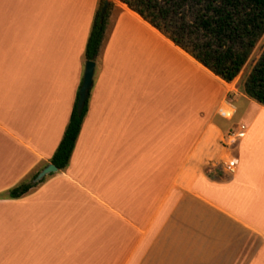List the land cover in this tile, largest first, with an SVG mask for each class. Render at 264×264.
<instances>
[{"label": "crops", "instance_id": "obj_1", "mask_svg": "<svg viewBox=\"0 0 264 264\" xmlns=\"http://www.w3.org/2000/svg\"><path fill=\"white\" fill-rule=\"evenodd\" d=\"M98 1L0 0V264H264V107L243 93L247 64L225 83L117 0L68 166L6 198L50 164ZM225 151L234 174L213 167Z\"/></svg>", "mask_w": 264, "mask_h": 264}, {"label": "trees", "instance_id": "obj_2", "mask_svg": "<svg viewBox=\"0 0 264 264\" xmlns=\"http://www.w3.org/2000/svg\"><path fill=\"white\" fill-rule=\"evenodd\" d=\"M138 14L174 45L225 83L237 78L248 63L264 34V0H117ZM103 0L98 1L84 47V61L95 62L101 48L106 19L100 21ZM62 137L50 164L64 170L69 163L88 108L89 93L80 112L77 111L78 90ZM243 93L264 107V46L242 80ZM21 182L6 193L7 199H19L43 183Z\"/></svg>", "mask_w": 264, "mask_h": 264}, {"label": "water", "instance_id": "obj_3", "mask_svg": "<svg viewBox=\"0 0 264 264\" xmlns=\"http://www.w3.org/2000/svg\"><path fill=\"white\" fill-rule=\"evenodd\" d=\"M108 1L103 0V5L100 11V21L103 20V16L107 10L108 7ZM95 62L93 61H85L84 62V69H83V75H82V82L81 86L78 90V101H77V111L80 112L84 106L85 100L87 98V95L90 91V88L92 86L93 82V76L95 72ZM57 169L54 165L48 164L46 165L42 170H40L34 179L32 180V183H37L47 175L56 172Z\"/></svg>", "mask_w": 264, "mask_h": 264}, {"label": "built area", "instance_id": "obj_4", "mask_svg": "<svg viewBox=\"0 0 264 264\" xmlns=\"http://www.w3.org/2000/svg\"><path fill=\"white\" fill-rule=\"evenodd\" d=\"M246 129L247 128L244 124H239L227 131L220 141L222 147H230L236 142L242 140L246 133ZM213 167L218 168L225 173L234 174L236 172L237 162L235 158L231 157L228 152L225 151L219 161L213 164Z\"/></svg>", "mask_w": 264, "mask_h": 264}, {"label": "rangeland", "instance_id": "obj_5", "mask_svg": "<svg viewBox=\"0 0 264 264\" xmlns=\"http://www.w3.org/2000/svg\"><path fill=\"white\" fill-rule=\"evenodd\" d=\"M77 2H79V0H76ZM108 2H111L112 3V0H107ZM98 5V4H97ZM114 12L112 11L111 12V15L113 14ZM263 46H264V34L261 36V38L259 39V41L257 42V44H256V46H255V49L253 50V53H252V55L250 56V59H249V61H248V63H247V66H245V69L243 70V76L244 75H246L247 74V72L249 71V69H250V67L254 64V62L256 61V59L258 58V56H259V54L261 53V50H262V48H263ZM85 62V61H84ZM95 73V72H94ZM243 76H241V78L243 77ZM94 77V76H93ZM240 77V76H239ZM237 81V80H236ZM233 85V84H232ZM233 86H231V88H232ZM237 106V109H238V111H239V113H241L242 111H243V109H244V107L242 106V103H239V104H237L236 105ZM236 113V112H235ZM239 113H238V115H237V117L239 116ZM234 116H236V114H234ZM237 117L236 118H233L232 119V123L231 124H233V122L235 121H237ZM232 127H236V126H232ZM29 180V178L28 179H26L25 181H28ZM24 182V181H23Z\"/></svg>", "mask_w": 264, "mask_h": 264}]
</instances>
